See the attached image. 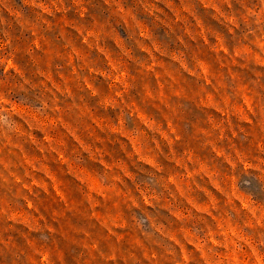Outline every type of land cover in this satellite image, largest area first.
Wrapping results in <instances>:
<instances>
[{
    "label": "rangeland",
    "instance_id": "obj_1",
    "mask_svg": "<svg viewBox=\"0 0 264 264\" xmlns=\"http://www.w3.org/2000/svg\"><path fill=\"white\" fill-rule=\"evenodd\" d=\"M0 264H264V0H0Z\"/></svg>",
    "mask_w": 264,
    "mask_h": 264
}]
</instances>
